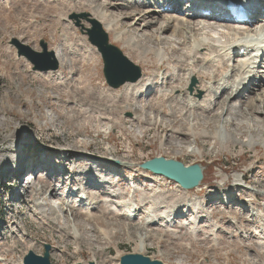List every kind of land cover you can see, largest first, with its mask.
Returning <instances> with one entry per match:
<instances>
[{
  "label": "rangeland",
  "instance_id": "rangeland-1",
  "mask_svg": "<svg viewBox=\"0 0 264 264\" xmlns=\"http://www.w3.org/2000/svg\"><path fill=\"white\" fill-rule=\"evenodd\" d=\"M106 1L112 2L85 0L82 4H75L76 7L71 2L64 3L61 0H0V106L3 108L0 113V158L7 151L5 161H9L8 169L3 170L4 164L0 168V182L3 180L2 190L0 189V264L20 263L28 251L43 256L44 245L50 247L51 264L76 262L87 264L90 259H95V264H114L112 257L115 260V256L135 253L141 243L147 248L143 255L164 264H264V245L260 243L261 238H264V197L257 196V200L254 199L255 192L264 193V149L260 146L256 152L252 149L255 147L251 146L247 147L248 151L241 150L240 147L233 148L235 145L231 142L225 144L227 147L225 148L218 136L227 130L229 134L242 141H246L249 136L247 142L252 140L251 145H254V141L264 138V118L260 117L264 115V102L258 100L262 90L256 86L259 78L264 79V64L261 66L263 68L261 72L258 71L257 78L248 81L240 94L227 99L231 100L228 105L232 107L226 110H223L222 105H211L213 108L210 112L199 110L201 118L198 119L195 113V116L181 114L180 111L184 108H181L180 102L172 99L167 108H171L173 115L166 109L155 111L154 106L161 101L156 91L164 87L161 80L154 78L148 87L147 92L151 91V96H147L146 92L138 95L136 100L123 97L127 84L117 89L106 84L100 56L82 34L80 26L89 25L81 18L76 20L70 18L73 15L89 14L91 8L107 9V14L116 19L121 38L125 39L127 35L143 36L139 44L153 50L154 47L149 45L160 36L159 26L166 23L170 16L191 23L212 22L209 18L205 20L199 17H185L175 12L150 18V14L144 13L141 6H132L136 4L132 1L115 0L114 4ZM263 2L264 0H260L258 4L263 5ZM118 3H123L126 7L122 8L117 5ZM60 14L66 17V22L58 20ZM138 17L141 18V22L134 25L133 21ZM253 22L252 20L247 25L249 27L261 25L260 27L264 29L263 23ZM245 27L246 24L237 26L238 33H242ZM184 29L185 27H181L179 31L183 32ZM173 30L178 29H167L163 35L167 42L160 41L162 46L159 47H165V54L171 62L170 66L164 62L165 67L163 66L161 70H157L153 64L154 57L151 56H148L146 65L137 63V50L125 47L113 32L108 31L107 34L110 42L120 48L123 54L140 68L142 74L152 76L159 73L169 77L172 73H177L178 66L174 61L179 58L185 47L175 45L176 37ZM62 36L67 38L66 42L71 45L72 53H66ZM259 37H264V34ZM14 40L37 52L41 51L39 42L44 41L48 51L61 52L65 63L60 62L62 71L60 80L49 81L55 74L48 76L39 71L33 72L31 64L23 57H18L17 50L12 44ZM232 61L224 68L215 67V70L220 72L219 74H224L226 70L225 72L229 74L233 66L237 65L238 59ZM197 65L199 68L203 67ZM203 69L210 71L211 68ZM61 71L57 75H60ZM181 75L180 78L184 74ZM198 84L199 81L195 78V84L191 89ZM190 85L191 79L185 89L186 95L191 94ZM262 85L264 88V83ZM250 86L255 89L246 95L247 87ZM203 95L204 93L200 92L197 95L200 97L197 98L201 99ZM174 96L178 95L175 93ZM258 102L262 106L261 109L257 107ZM145 105L147 106L138 108ZM86 107L99 111L105 120V117L111 120H100L93 109V113L86 117L87 115H83L82 112L87 109ZM216 107L221 109L210 116ZM131 113L139 118L144 117L149 124H134ZM256 118L260 120L261 129L255 127ZM5 121L11 126L6 133L2 126ZM188 124L194 125L193 134L200 131L206 138L193 140L191 132H188ZM236 128L240 132H236ZM174 143L180 145L175 146ZM9 147L13 149L9 150ZM188 148H194L199 155L192 152L189 155ZM61 150L68 157L62 166L59 165L60 169L63 167L62 172L49 177L55 189L48 186L46 182L48 178L39 177L44 162L42 154L50 156ZM178 151L181 153L178 154ZM28 152L31 153V162L26 166L25 157ZM192 155L195 156L191 157ZM99 156L109 158V162L113 160L126 163L128 167L125 169L121 165L115 166L114 172L107 175L110 167L104 170L99 167L97 164L100 162ZM159 156L186 165L201 162L205 168L203 182L211 183L215 187L203 190L202 194L196 197L202 210L198 212L190 210L187 213L186 209L181 208L180 218L176 219L173 226H165L166 224L162 222L163 227L144 225L145 228H142L140 225L145 223L143 218L146 219L144 216L147 215L145 210L151 205L139 206L135 214L136 219L128 220L122 216L125 214L122 205L111 201L109 188L121 190L126 197L134 195L135 199L139 197V193L133 194L134 189L146 194L153 191L164 192L166 196L172 198L173 193L176 197L180 196V193L175 192H178V188L168 182L162 183L159 180L152 182L149 173L138 167L145 160ZM77 158L79 163H76ZM15 162H18V166L14 170ZM52 162L54 158L51 155L50 163ZM84 170H89L84 174L85 178L88 175L95 178L92 183L83 182L81 185L79 181L82 180ZM23 174H26V180H22L21 183L20 177ZM242 177L245 179L242 180ZM28 179L32 180L31 184L25 183ZM63 179L64 182L61 183ZM248 181L256 184L253 186ZM236 182L241 184L237 185ZM41 185L42 195H38L35 192ZM26 186L28 192L15 197ZM80 190L92 195L99 206L95 203L96 208L88 214L79 211L75 214L74 210L62 205L63 200L58 205V197L67 196L69 202L76 201L77 208L83 209V204L77 202ZM214 191H218V194L211 196ZM187 197L192 198L193 195ZM223 198H230V203L222 206ZM144 200L147 201L145 198ZM100 201L102 205L103 201H108L106 206L103 205L104 209L100 208ZM203 212L214 216L206 219L200 216L195 234L187 236L185 233L190 228L189 221ZM258 212L262 213L263 218L257 216ZM229 217L236 220L231 221ZM241 217L248 222H240L238 219ZM212 225H216L217 228L214 229L213 236H210ZM246 225L249 227L243 230V226ZM60 229L69 235L61 233ZM166 229L173 231L179 240L173 242L163 238V231ZM73 231L78 234L75 235L78 239L71 238ZM100 231L111 234L104 237L98 233ZM141 236L145 239L140 238ZM150 236L160 239V244ZM59 256L65 257V260L58 259Z\"/></svg>",
  "mask_w": 264,
  "mask_h": 264
},
{
  "label": "bare ground",
  "instance_id": "bare-ground-1",
  "mask_svg": "<svg viewBox=\"0 0 264 264\" xmlns=\"http://www.w3.org/2000/svg\"><path fill=\"white\" fill-rule=\"evenodd\" d=\"M61 1H63L64 3L71 2L74 5L75 4L79 5V4H82L83 1H85V0H61ZM87 1L90 2V0H87ZM129 1H132V3L139 4V5L135 4V5H132V6H141L144 9V11H143L144 13L150 14V18L153 17V16L156 17V16H160L161 15L160 7H163V3H164L163 2L162 4H158L159 0H129ZM213 1H216V0H212L211 4L213 3ZM217 1H222V3H228L227 0H217ZM232 1L237 2V0H232ZM258 1H260V0H249L250 4L253 7H255L256 2H258ZM205 2L206 1L203 0L202 2H200V4L205 6L206 5ZM107 3L114 4L115 0H112V2H107ZM155 4H158L160 6L159 7H156V6L152 7V5H155ZM200 4L198 6H200ZM117 5L121 6L122 8L126 7V6H124L123 3H118ZM205 7L206 8L208 7L210 9H212L211 7H209L207 5ZM136 11H139V10L136 9ZM217 11L219 12V10H217ZM215 12L209 17V21H211L212 20L211 18H213L215 16V14H216ZM89 14H91L90 17L92 19L100 21L99 23L101 24V26L103 27V29L106 32H108V31L113 32L116 35L117 40H121L124 43L125 47H127L129 49L137 50V52H136V54H137L136 62L137 63H139V64L141 63L143 65H146L147 63H145V62L148 60V56L149 57L150 56L154 57V61L155 62L153 64L156 65L157 70H161L163 66L165 67V65H163L164 62H165V64L167 66L168 65L170 66V63H171V62L168 61L169 60L168 55L165 54L166 53L164 51L165 47L164 46L163 47H159V46H162V44L160 43L161 40L166 41V39L164 38L163 35L167 32V29H170V28L178 29V30H175V31L173 30L174 31L173 34L176 37V40L174 39L175 40V45H177V46L182 45V46H185V47H184L182 53L180 51L181 54H180L179 58L177 57V59L174 61L175 64H177V66H178V69L176 70L177 73L174 72L169 77L167 75L159 74V73H157L156 75L152 74V76L146 75V74H142L140 79H138L136 82L125 83L124 85H122L120 87V88H123V86H125L127 84V86L125 87V90L123 92V95H124L123 97H125V98L127 97V98H131L132 100H136V98H138V95L146 93L148 91V87L152 84V81H154V78H156L157 80L160 79L161 80V84H164V87H161L160 90L156 91L157 94H159L160 97H161V99H159V100H161L160 103H158L156 106H154L155 107L154 110L158 111V112L160 110H165L166 109V110H168V112H170L171 115H173L172 111L170 110L171 108H167V104L172 99H174L172 101L180 102L181 108H184V110L180 111L181 114H184V115H188V114L192 115L193 114L194 116H195V114H197V118L198 119H199V117L201 118L199 110L201 109L204 112H210L211 108H213V107H211V105L212 106H220V105H222L223 106V110H226L227 108L232 107V105H228L231 100L227 101V99H232L237 94H240V92H242L244 90V87L248 83V81H250L252 78H257L258 73L261 72L260 71L261 69H263V68H261V66L264 64V59H262V61H259L260 57L264 53V37H259V35H261L260 33L262 31V28L260 27L261 25L260 26L256 25V26H253V27H249L247 24H250V22L252 20H248L247 24H246V27L242 29V33H238L239 28H237V26H239V25H235V24L234 25H229L228 23H226V24L225 23H220V24L216 25V23L215 24H213V23L211 24V23L205 22V21L204 22H194V23L192 22L191 23V22H188L187 20H182V19L179 20V19H175V17L171 18V16H170L169 18H167V21L165 20L166 23H164L163 25L159 26V30H160L159 34H160L161 38H160V36H158L155 39V42L152 45H149V46H153L154 47V50H153V49H149L150 47H144V46H141L139 44V41L142 39L143 36L141 37V36L127 35V37L125 39L121 38L120 37V33L118 31V28L116 26V19L114 18V16H111V15L107 14V9L105 10L104 8L103 9L102 8H91V11L89 12ZM189 15H191L192 18H194V17H202L197 12H195L193 14H190V13L188 14L187 13V16H189ZM153 19H156V18H152V20ZM188 19H191V18H188ZM58 20L59 21L63 20V22H66V17H63L60 14V15H58ZM140 22H141V18H139V17L134 19V21H133L134 25H136V23H140ZM58 23H57V25H58ZM220 26H226V28H222ZM181 27H185L183 32L179 31V29ZM118 38H120V39H118ZM66 39L67 38L65 36H62L63 43L66 45V48H65L66 53L70 54L73 51L71 50V45L67 44ZM166 44H168V43H166ZM61 50L64 51V49H61ZM197 54H199L201 56L199 57V56H197ZM53 55H54L55 60L58 62L59 69L55 70V71H47V72H42V73L46 74L48 76L55 74L54 78L52 77V79H49V78L48 79H49V81L51 80V81L54 82V80H55V82H56V80H60V77L62 75V71L60 70V67H61L60 62L61 61L64 62V59H63L64 57L61 54V52H57L56 50L53 51ZM236 59H238L237 65L235 67L233 66V68L231 69L229 74L227 72H225L226 70L224 71V74L223 73L219 74L220 72L218 73L217 70H215V67L224 68L227 63H229L231 60L234 61ZM170 60H172V59H170ZM197 64L203 65L204 68L205 67H207L208 69L209 68H211V69L213 68L214 70H211V69H210V71L209 70H204L203 67H201V66L199 68V66ZM63 66L65 67V64ZM152 67H153V65H152ZM60 71H61V74L57 75ZM181 73L184 74L182 78H180ZM195 78L197 79V81H199V84L197 86L193 87V89L190 91L191 94L189 93V95H186L185 89H186V87H187V85L189 83V80L190 79L191 80L192 79L195 80ZM258 81L259 82L257 84V88L262 90V93H261V90H260L261 94H260L258 100L260 102L261 101L264 102V88H262V86H263L262 83H264V79L259 78ZM61 82H63V81H61ZM57 84H58V82H57ZM80 89H82V88H80ZM86 90L87 89H85V91ZM200 92L204 93V95H203V97L201 99L197 98L198 97L197 95ZM175 93H176V95H178L177 97L174 96ZM84 95H86V94H84ZM129 100L130 99H127V101H129ZM225 102H227V104ZM170 103H171V101H170ZM81 104H84V103H81ZM259 104L260 103L258 102L257 107H259V109H261L262 106H260ZM79 105H80V103H79ZM77 106H78V104H77ZM146 106L147 105L140 106V107L138 106V108L146 107ZM88 107H86L87 108L86 110L85 109L82 110L83 115H87L86 117L90 116L93 113V110H94L93 108H92L93 110L90 109V108H89L90 109L89 110ZM129 107H131V106H129ZM2 109H3L2 106H0V113H1ZM219 109H221V108H218V107L214 108L212 110L210 116H212V114H216L217 113L216 111L219 110ZM94 111H96V110H94ZM98 112L99 111H96L95 114L98 115V117H100L99 119L100 120L102 119V121L105 120L103 118V115L101 113H98ZM128 112H130V111H128ZM263 113H264V109H263ZM156 114H158V113H156ZM139 115L143 116V114H139ZM203 115H207V114H203ZM132 116H133V114H132ZM134 117H136V120H134ZM260 117L264 118V115H261ZM105 118H106V120H111L108 117H105ZM132 118H133L134 124H137V125L149 124L148 121L144 117H140L139 118L136 115V116H133ZM141 119H143V121H141ZM247 122H248L247 124L249 126V121H247ZM255 123L257 124V125H255V127L257 129H261L262 128V125H261L260 120L258 118L255 119ZM259 125H261V126H259ZM2 126L4 127V133H6L11 128L10 124H8L6 121H5L4 124H2ZM144 126H146V125H144ZM193 127H194L193 124H188V132H191V137L193 138V140L194 139H198V138H206V135L204 133H200V131H197L196 133L193 134ZM225 127H227V126L225 125ZM228 130H229V128H228ZM235 130H236V132L237 131L240 132L237 128ZM218 136L220 137V142L222 143V145H224V147H225V144H227L228 142H231L233 145H235L233 148L240 147L241 150L245 149V150L248 151V148H250L251 146L255 147V148H252L255 151L258 150V148L260 146L264 149V138L263 137L260 138L258 141H254L255 142L254 145L253 144L251 145V141L252 140L247 142V140L249 139V136H247V140L246 141H242V140L237 139L234 135L229 134V132L227 130L225 132L222 131L221 133H219ZM263 136H264V134H263ZM5 138L7 139L6 136H5ZM187 138H189V137H187ZM177 144L174 143L175 146H179L180 145V144L179 145H177ZM27 146H29V145H27ZM225 148H227V147H225ZM8 149L12 150L13 147H9ZM187 152L189 153V155H190V152H192V153H194L196 155H199V152L196 151L194 148H190V149L188 148ZM6 153H7V151L5 152V154L3 153L1 155V158H0L1 159L0 162H3V163L0 164V168L4 164L3 170L8 169L9 161H5ZM179 153H181V152L178 151V154ZM62 155H64L66 158L68 157L67 155H65L64 151H61L60 156H62ZM75 155L76 154H74V156ZM194 156L195 155H192L191 157H194ZM159 157H161V156H159ZM99 159H100V163L97 162V164L100 165L99 167H101L102 169L106 168V167L107 168L110 167V168H108V171H107L108 174L114 172V170H113L114 166L108 164L109 161H110L109 158L106 159V158H101V156H99ZM25 160H26V166H28L30 164V162H31V153H29V152L27 153V156L25 157ZM175 161H177V160H175ZM76 163H79V159L78 158L76 160ZM42 164H43V162H42ZM74 164H75V162H74ZM194 164L200 165V167L203 170V176H205V168L203 167L202 163L197 161V163H194ZM183 165L184 166H189V164H187V165L183 164ZM70 169L72 170V168H70ZM14 170H15V168H14ZM88 171L89 170L82 171L83 177L81 178L82 180L79 181V183L81 185L83 184V182H84V184H90V183H92L94 181L95 177H93V176L91 177V176L88 175L85 178L84 174H87ZM42 173H41V175H39V177L43 176ZM63 175H65V173ZM149 176L151 177L152 182L159 180V182L161 181L162 183L163 182H168V183L172 184L173 186H175V188H178V192L177 191H175V192L176 193H180V196L176 197L175 194L173 193L172 195H174V198H172V196H166L164 192H155V191H153L150 194H146L144 192L142 193V192H139V190L134 189L133 190V194H134V192H138L139 193V197L135 199L134 195H132V196L131 195L130 196L127 195V197H126L122 193L121 190L115 189V188H112V189L109 188V197L111 198V201L113 203H115V204L118 203V204L122 205V207L125 210V214L123 213L122 216L124 218L128 219V220L136 219L137 216H135V214L138 211V209H139L138 207L139 206H142V205H145V204H147V205L150 204L151 205L150 208L145 210V212H147L146 213L147 215L144 216V217H146V219L141 217V218H143V220L145 222V223H141L140 226L142 228H145L144 225H148V226H150V225L151 226L152 225H158V227H163L164 225H163L162 222H164L166 224L165 226H168V227L173 226L176 222H173V223H170V222L173 221L172 219L174 217H176V215H178V213H181L180 212L181 208H183V210L186 209L185 212H187V213L190 210H195L197 212L202 210V206H201L200 203L197 202L196 197L200 196L202 194L203 190H206V189L207 190H211L212 188L215 187V186H212L211 183L207 184L206 182L204 183L203 181H201L200 184L197 187H195V188H193L191 190H184L181 187H179L177 184H175L174 182L169 181L168 179H166V178H164L162 176L154 175L152 173ZM49 177H51V176L45 175L44 178H48L46 180V182H47L49 187H54V185L51 182V179ZM64 179L61 181V183L64 182ZM243 179H245V178L242 177V180ZM240 182H236V184L240 185L241 184ZM248 183H252L253 186H254V184H256V183H253L251 181L250 182L248 181ZM94 184H96V183H94ZM152 184H154V183H152ZM42 185H41V188L37 192H35L36 194H38V195L41 194L40 191H43L42 190ZM225 185H223V186H225ZM17 186H18V184H17ZM234 186H236V185H234ZM261 187H262V185H261ZM54 188L56 189V187H54ZM82 194H84L86 196L85 200H79L80 198H78V201H77L79 204H83V206H84L83 209H81V210H79L80 207L77 208V205H75L76 201L74 203L73 202H69L70 200H69V198L67 196L66 197H64V196L58 197L57 196L59 198L58 199L59 200V204L58 205H60V201L63 200L62 205L64 207L68 208V209L74 210L75 214L78 211L79 212H83V214H85V213L88 214L91 210L96 208V206H95V203H96L95 202V198L92 195H88V193L84 192V190H80L79 191V197H81ZM143 194H145L144 197H141ZM217 194H218V191H214V192H212L211 196H216ZM187 195H193V197L192 198H188ZM255 196L256 197L254 199L257 200V196H260L261 198H263L264 197V193L255 192ZM144 198L147 201H145ZM34 199H36V198H34ZM47 199H49V195H48ZM103 203H104L103 205L106 206L108 204V201H103ZM181 203H183L182 206H181ZM98 204H97V206H99ZM100 204H101L100 208L104 209L105 207L102 205V202ZM191 213H193V212H191ZM187 215H190V214H187ZM200 216H204L203 218L206 219L208 217L209 218H213L214 214L208 215V214L203 212V213L198 214L197 216H195L194 219H191V221H189L190 222V228L185 233L187 236H190L191 234L192 235L195 234L196 229L198 227V219L200 218ZM257 216L263 218L261 212L260 213L258 212ZM171 217H173V218L170 219ZM253 217L254 216H252V218ZM229 218H230L231 221L236 220L233 217H229ZM238 220L240 222H242V221H244L246 223L248 222V220H246V219L244 220L243 217L239 218ZM252 221H254V220H251V222ZM247 226L248 225L243 226V230H245L247 228ZM215 228H217L216 225H212L210 236H213ZM72 230H73V228H72ZM74 231L71 234V238L73 237V239H78L75 236V235H78V234L76 232H74ZM60 232L63 233L64 235H66V236L69 235L68 232H65V231H63L61 229H60ZM78 232H79V230H78ZM98 233L100 235L104 236V237H108L111 234L110 232H106V231H100ZM150 237H152L158 244H160V242H161L160 239H156V237H154V236H150ZM162 237L167 239V240H172L173 242L179 240L177 235L173 231H170L168 229L163 231V236ZM140 238L145 239V237H143V236H141ZM261 239H262V242H260V243H261V245H264V238H261ZM107 240L109 241L110 238H108ZM76 244L78 245V243H76ZM146 250H147L146 246H144L141 243L140 248H138L135 251V253L143 255L146 252ZM260 255H261V252H260ZM120 257H121V255L120 256H115V260L112 257V261L115 262L114 264H119ZM58 259L65 260V257L59 256ZM89 261L93 262V264H95V259H90ZM77 263H79V262H76L75 264H77ZM17 264H22V260L20 261V263H17Z\"/></svg>",
  "mask_w": 264,
  "mask_h": 264
},
{
  "label": "water",
  "instance_id": "water-1",
  "mask_svg": "<svg viewBox=\"0 0 264 264\" xmlns=\"http://www.w3.org/2000/svg\"><path fill=\"white\" fill-rule=\"evenodd\" d=\"M83 19L89 27L81 25L82 33L87 36V40L99 53L103 64V76L106 84L117 89L125 83L136 82L141 77V70L135 66L123 52L109 41L107 33L101 24L90 17L89 14L73 15L70 19ZM79 22H77V26ZM17 50L18 57H24L31 65L32 71H55L58 62L52 52L47 50L44 41H40L41 52L31 49L29 46L12 41ZM195 83L192 80V85ZM140 168L155 175L163 176L175 182L184 190H191L197 187L203 179V170L198 164L184 166L181 162L154 157L140 164ZM48 245H44L43 256L35 255L29 251L23 259V264H51L49 261ZM80 264V263H77ZM88 264H93L88 262ZM119 264H164L159 260H153L148 256L138 253L123 254L119 259Z\"/></svg>",
  "mask_w": 264,
  "mask_h": 264
}]
</instances>
